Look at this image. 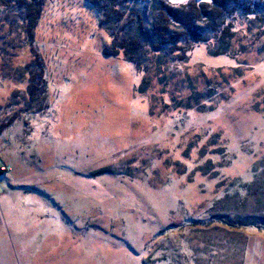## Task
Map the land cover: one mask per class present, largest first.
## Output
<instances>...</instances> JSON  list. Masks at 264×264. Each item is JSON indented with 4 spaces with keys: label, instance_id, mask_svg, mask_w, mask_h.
<instances>
[{
    "label": "rangeland",
    "instance_id": "obj_1",
    "mask_svg": "<svg viewBox=\"0 0 264 264\" xmlns=\"http://www.w3.org/2000/svg\"><path fill=\"white\" fill-rule=\"evenodd\" d=\"M43 3L33 38L0 0V264H264V11L139 69Z\"/></svg>",
    "mask_w": 264,
    "mask_h": 264
},
{
    "label": "trees",
    "instance_id": "obj_2",
    "mask_svg": "<svg viewBox=\"0 0 264 264\" xmlns=\"http://www.w3.org/2000/svg\"><path fill=\"white\" fill-rule=\"evenodd\" d=\"M1 1L5 6L16 3L23 8L24 21L29 22L28 32L34 38L33 32L42 17L43 0ZM85 1L100 13L102 26L111 33L112 44L105 48V56L118 57L122 53L139 69L147 63L151 51L159 56L166 52L181 56L179 60L182 61L185 59L182 56H187L197 44L207 42L206 38L213 33L222 43L219 44L220 49L211 50V53L214 56L226 55L230 52L231 40L235 35L228 20H235L237 16L249 19L257 11H264L262 0H190L182 5H173L169 0ZM36 67L39 78L34 82L44 79L43 65ZM34 82L30 89L32 93L37 84ZM261 216V211L256 212L246 220L237 219L238 224L257 225V222L264 220ZM226 223L231 225L229 221Z\"/></svg>",
    "mask_w": 264,
    "mask_h": 264
}]
</instances>
